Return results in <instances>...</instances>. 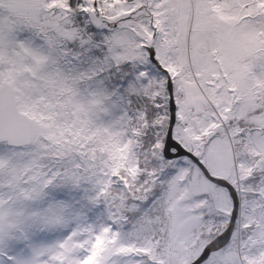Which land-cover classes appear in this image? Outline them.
<instances>
[{"label": "snow or ice", "instance_id": "6c2138e0", "mask_svg": "<svg viewBox=\"0 0 264 264\" xmlns=\"http://www.w3.org/2000/svg\"><path fill=\"white\" fill-rule=\"evenodd\" d=\"M0 264H264V0H0Z\"/></svg>", "mask_w": 264, "mask_h": 264}]
</instances>
